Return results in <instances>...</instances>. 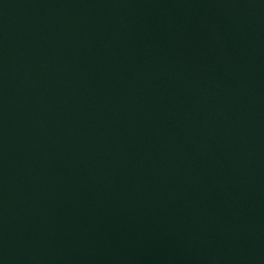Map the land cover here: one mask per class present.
<instances>
[{"label": "water", "instance_id": "obj_1", "mask_svg": "<svg viewBox=\"0 0 264 264\" xmlns=\"http://www.w3.org/2000/svg\"><path fill=\"white\" fill-rule=\"evenodd\" d=\"M0 264H264V0H0Z\"/></svg>", "mask_w": 264, "mask_h": 264}]
</instances>
